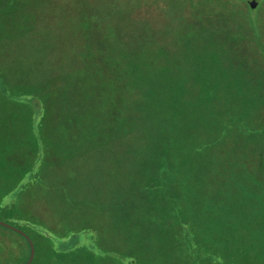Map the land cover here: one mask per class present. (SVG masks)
<instances>
[{
	"label": "trees",
	"instance_id": "obj_1",
	"mask_svg": "<svg viewBox=\"0 0 264 264\" xmlns=\"http://www.w3.org/2000/svg\"><path fill=\"white\" fill-rule=\"evenodd\" d=\"M2 2L0 0V42L24 35L34 28V21L30 20L32 10L20 7L17 0H7L4 5ZM239 2L181 0L177 9L183 11L175 16L172 13L174 20L164 30L166 33L172 31L174 40L158 46L155 40L124 45L125 41L118 39L97 43L90 39L79 57L78 62L83 65L65 75L47 73L48 77L35 82L32 80L33 67L27 65L30 68L28 78L35 83L31 85L32 89L36 88L34 93H25L24 74L16 71L25 65L16 62L18 58L10 62L0 60V100L25 104L22 99L27 95L28 106L20 108L24 112L23 119L19 121L18 117L12 116L13 124L22 126L23 137L28 139V147L21 155L27 164L21 165H41L42 160L45 162L44 149L52 142L56 146L75 149L99 134L103 137L102 142L96 147L92 142L91 148L108 145L124 135L123 130L134 127L133 113L141 112L140 115L150 123L146 124L149 125L146 128L150 127L147 146L150 144V161L157 164L158 173L144 175V181L148 182L136 191L130 181L124 180L119 203L129 202L123 196L135 195L139 201L147 192L146 188L154 190L156 196L150 197V218L157 216L160 221L156 223L164 226L172 215L171 225L186 230L182 244L192 246L198 253L194 261H189L191 264H247V259L252 261L262 257L264 66L255 67L254 64H258L254 58L249 67L245 65L251 61L246 58L248 52L257 49L264 53V28L260 6L252 8L250 0ZM85 20L84 30L90 34L92 25ZM41 41L44 40L36 43ZM111 44L125 51L123 57L104 55L102 51L114 48ZM241 56H244L243 62ZM99 61L105 63L104 70H100ZM5 68L10 69L6 72ZM55 103L64 105V114L54 116L52 105ZM43 111L51 114L49 119L54 120L50 122L51 126L41 122L44 141L41 145L33 131V116L36 112L43 115ZM87 118L91 119V127L86 124ZM2 136L0 156L4 150L2 145L18 144L23 138L19 136L15 141ZM217 148H222L223 153L234 151L238 155L236 159L252 150L256 156L254 165H213L216 161L211 155L219 153ZM38 156L41 159L37 161ZM68 156L71 158L75 153ZM140 178L136 174L134 184ZM33 186L26 183L0 191V210L12 219L8 223L24 229L35 243L31 264H59L63 255L81 248L79 244L84 239L90 240L88 247L91 249L86 259L92 264L100 262L101 253L116 252L111 244L114 240H110L113 235H107L115 226L110 223L107 229L97 223L98 214L118 203L112 202L118 201V195L111 197L106 192V184L101 185V189L93 183L71 185L61 202L63 214L73 223L65 234L55 231L47 221L49 228H42L40 221L44 219L38 220L39 215H32L28 205L25 207L30 214L23 216L20 203L4 200L8 195H21L25 189L29 192ZM114 189L119 193L116 182ZM120 205L119 208H125ZM134 208L130 207L131 210ZM6 209L12 210L6 213ZM80 215H89L90 220L85 218L87 223L82 221L79 228L74 223ZM73 218L75 220H70ZM111 218L110 214L108 219ZM1 226L2 230L26 241L29 260L32 253L29 239L12 227ZM29 226L36 229L38 236L26 228ZM152 236L150 232V242ZM45 244L48 245L47 255L43 252ZM142 245L122 248V254L116 252L115 256L121 258V264H124L122 260L128 259L129 264H165L168 258L160 251L154 253L157 251H154V244ZM149 247L153 251L150 259L143 253ZM175 262L190 264L185 260L184 263Z\"/></svg>",
	"mask_w": 264,
	"mask_h": 264
},
{
	"label": "rangeland",
	"instance_id": "obj_2",
	"mask_svg": "<svg viewBox=\"0 0 264 264\" xmlns=\"http://www.w3.org/2000/svg\"><path fill=\"white\" fill-rule=\"evenodd\" d=\"M179 1L181 0H37L36 6L42 7L32 10L33 17H30V20L34 21V28L19 37L2 40L0 42V60L10 62L15 57L18 58L16 62L20 61L22 65H25V68L16 69V71H22V74H24L23 81L27 82L26 85H23L25 93H34L36 88L32 89L31 85L33 86L35 83H32L28 78L29 72L27 70H30L28 66L33 67L32 80L35 82L48 77L49 74L65 75L69 71L73 72L77 67L83 65V63L78 62L79 57L82 51L86 49V41L90 42V39L94 40L95 43L98 41L113 42L118 39L120 42L125 41L124 45L142 40L150 43V41L155 40L158 46L174 40L175 37L172 31L171 33L165 31L167 26L174 20L172 13L175 16V14L183 11L177 9ZM239 1L241 0H235L236 3H240ZM257 1L256 7L252 8L260 6L262 27L264 28V0ZM244 5L248 8L245 2ZM186 6L187 4L184 5V8ZM84 19L92 25L90 34H87L84 30ZM39 40L44 41H41L42 44L40 42V44L36 43ZM5 42L7 44H4ZM44 42L48 44L47 47L44 46L46 45ZM111 45L114 48L102 51L104 55L123 57L122 52L125 51H122L116 44ZM152 46L156 45L153 44ZM257 51L255 49L247 53L246 58L251 59V61L245 67H249L253 63V58L258 64L257 66L254 64L255 67L264 66V53ZM99 67L100 70L102 68L104 70L106 68L105 63L99 61ZM9 69L5 68V71L8 72ZM26 96L22 99L25 104L18 103L17 105V103L11 101L0 100V136L4 134L2 137L14 138L15 141L17 138L24 136L22 126H15L12 116L18 117L19 121L23 119L24 112L20 108L28 106ZM52 106L54 116L55 114L65 113L63 104L55 103ZM140 113H133L136 118L134 127L123 130L124 135L108 145L91 148L90 144L92 142L95 147L102 142L103 137H100L99 134L92 136L87 140L88 142L85 141L82 146L75 149H69L61 145L56 146L55 142L50 143V146L46 150L44 149L45 162L42 160L41 165H21L23 162L27 164L21 156L22 150L25 151L28 147L27 137L20 139L18 144L17 142L6 145L3 143L4 150L0 156V191L26 183L34 185L29 192L25 189L21 195L15 197L21 205V214L27 216L32 212V215H39L38 220L39 218L44 219L40 221L41 224L39 223L42 228H49L47 226V223H49V226L55 231L65 234L73 223L68 221L69 218L67 219L66 214H63L65 211L62 209L61 202L65 200V193L71 189V185L74 183L85 185L93 183L101 189V185L106 184V192L111 197L114 196L115 198L118 195V201L112 202L118 203L117 206L114 205L98 214L97 223L99 226L103 224L102 228L107 227L110 223L115 226L114 231L109 230L107 235L110 233L113 235L110 240H114L111 241V244L116 252L120 254L122 248H134L142 244V247H145L151 243L156 246L154 251H158L154 253L160 251L168 258L165 264H177L175 261H183L184 263V260L191 264L192 262L189 261H194L198 253L192 246L182 244L181 239L185 238L186 230L171 225L173 223L172 215L168 219L169 222L164 226L156 223L160 221L157 216L153 215L154 219L150 218V197L156 196L154 190L146 188L147 192L139 201L135 195L123 196L127 197L126 199L129 202L126 204L119 203L121 202V187L124 180L130 181L132 188L136 191L148 182L144 181L146 179L143 178L144 175L151 176V174L155 175V172L158 173L156 171L157 164L150 161V144L147 146V143L150 142V127H146L150 123ZM39 114L36 112L33 116V131L41 145H43L41 122L44 121L47 126H51L50 122L54 119H49L51 117L49 113ZM86 121H89L86 124L91 127V119L87 118ZM99 125L103 126L102 123ZM95 128H97L96 123ZM47 129L50 132L54 131L53 128ZM47 136L54 138L51 135ZM24 138L26 139L24 140ZM141 152L143 155H141ZM217 152L221 155L219 153L211 155L213 160L216 161L213 165H254L256 159L252 150L250 152L246 151L244 153L246 157L241 156L239 159L235 158L238 155L234 151L223 153L222 148H217ZM70 153H75V156L70 158L69 155L67 158V154ZM39 159L41 157L36 158L37 161ZM17 161H19V165H13ZM51 163H55V165ZM33 170L34 172L30 173ZM165 170L169 171L170 169ZM136 174H139L141 178L136 182L137 184H134ZM115 182L119 193L115 192ZM0 198L2 197L0 196ZM10 199L11 196L8 195L4 200L10 202ZM118 204L125 208H119ZM25 205H28L32 210L29 212ZM131 206L135 208L131 210ZM11 210L6 209L5 211L7 213ZM3 213L4 211L0 210V221L9 222L12 220ZM110 214L112 218L108 219ZM85 216H78L74 224L78 225L79 228L83 225L81 224L82 221L86 224L85 218L90 220V217L89 215ZM70 220L73 221L75 218ZM95 225L97 226V224ZM1 228L3 227L0 224V264H23L28 261L29 254L26 241L20 236ZM26 228L32 234L35 233L34 235L38 236L34 227L29 226ZM107 229L109 228L107 227ZM21 230L24 231V229ZM150 232L153 233L151 242ZM110 240L108 241L109 244ZM89 242L90 240L84 239L79 245L80 247H87V250L81 247L75 253L63 255L59 264H92L86 259L87 253L91 249L88 247ZM47 247L48 245L45 244L43 252L46 255L48 254ZM150 247L143 250L148 259H150V254L153 252ZM116 252L113 254L101 253L100 257L102 259L98 264H121L119 260L121 258L115 256ZM122 261L124 264L130 263L129 259L126 262ZM147 262L149 263L150 260ZM247 264H264V255L256 257L252 261L247 259Z\"/></svg>",
	"mask_w": 264,
	"mask_h": 264
},
{
	"label": "water",
	"instance_id": "obj_3",
	"mask_svg": "<svg viewBox=\"0 0 264 264\" xmlns=\"http://www.w3.org/2000/svg\"><path fill=\"white\" fill-rule=\"evenodd\" d=\"M250 3L252 5V7H256L258 1L257 0H250ZM0 224H3V225H6V226H9V227H12L14 229H17L18 231H20L21 233H23L29 239V241L31 243V247H32V253H31L30 259L27 261L26 264H31L32 261H33V259H34V256H35V245H34L33 240L31 239V237L26 232L22 231L18 227L14 226V225H12V224H10L8 222L0 221Z\"/></svg>",
	"mask_w": 264,
	"mask_h": 264
},
{
	"label": "crops",
	"instance_id": "obj_4",
	"mask_svg": "<svg viewBox=\"0 0 264 264\" xmlns=\"http://www.w3.org/2000/svg\"><path fill=\"white\" fill-rule=\"evenodd\" d=\"M38 1H40V0H38ZM36 2H37V0H17V3L20 5V7L25 8V9H29V10H33V11L36 8L42 7V6H36ZM5 3H7V0H3L2 5H4ZM12 201L14 203H15V201H17V199H15V196H11L10 202H12Z\"/></svg>",
	"mask_w": 264,
	"mask_h": 264
}]
</instances>
